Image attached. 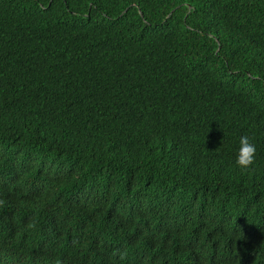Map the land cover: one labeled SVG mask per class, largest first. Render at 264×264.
Wrapping results in <instances>:
<instances>
[{"label":"trees","instance_id":"obj_1","mask_svg":"<svg viewBox=\"0 0 264 264\" xmlns=\"http://www.w3.org/2000/svg\"><path fill=\"white\" fill-rule=\"evenodd\" d=\"M0 201V264H264V0H0Z\"/></svg>","mask_w":264,"mask_h":264},{"label":"clouds","instance_id":"obj_2","mask_svg":"<svg viewBox=\"0 0 264 264\" xmlns=\"http://www.w3.org/2000/svg\"><path fill=\"white\" fill-rule=\"evenodd\" d=\"M255 153L256 147L250 137L247 135L241 136L239 138L235 164L242 169H248L254 163ZM0 203L3 202L0 201ZM121 259H123V256H121ZM56 264H61V262L57 260Z\"/></svg>","mask_w":264,"mask_h":264}]
</instances>
